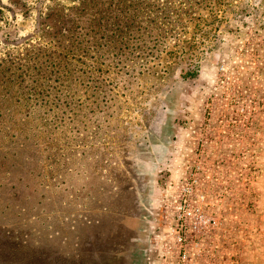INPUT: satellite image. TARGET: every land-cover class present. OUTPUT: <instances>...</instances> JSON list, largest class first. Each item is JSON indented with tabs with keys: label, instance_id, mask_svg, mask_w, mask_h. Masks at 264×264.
Wrapping results in <instances>:
<instances>
[{
	"label": "rangeland",
	"instance_id": "374dc122",
	"mask_svg": "<svg viewBox=\"0 0 264 264\" xmlns=\"http://www.w3.org/2000/svg\"><path fill=\"white\" fill-rule=\"evenodd\" d=\"M182 186L264 264V0H0V264H183Z\"/></svg>",
	"mask_w": 264,
	"mask_h": 264
},
{
	"label": "built area",
	"instance_id": "2783aa9c",
	"mask_svg": "<svg viewBox=\"0 0 264 264\" xmlns=\"http://www.w3.org/2000/svg\"><path fill=\"white\" fill-rule=\"evenodd\" d=\"M196 182V180H195ZM183 191H187L186 193L183 194V196H181L182 200H179L180 196L175 194L173 195L175 198L177 197L178 199H175V203L176 204L174 207L175 210V215H174V221H175V225L173 227H171V231L170 233L174 244H176V246H178V244L180 245V249H179V254H183L182 255V262L183 264H186L187 261H189L188 258V251H187V247L190 245V241H188V236L185 235V230L188 227V221H187V216L191 215L192 212H195L194 218L196 219V227H201L207 224L206 221V216L204 215V213L202 212L201 208L198 205H192L191 202L189 200H191V198H189V196H192L194 191L193 189L189 190L186 189L184 186H182ZM188 193V194H187ZM198 197H203V195H197ZM182 211V213H181Z\"/></svg>",
	"mask_w": 264,
	"mask_h": 264
},
{
	"label": "flooded vegetation",
	"instance_id": "af4514ba",
	"mask_svg": "<svg viewBox=\"0 0 264 264\" xmlns=\"http://www.w3.org/2000/svg\"><path fill=\"white\" fill-rule=\"evenodd\" d=\"M134 241V240H133ZM137 242H138V240H136ZM136 241H134V243L136 242ZM135 243V244H133V245H131V246H135V245H139L138 243ZM144 245V244H143ZM144 247V246H143ZM142 247V245H141V248H143ZM134 248L132 249V247H131V249L129 250V251H131V252H134ZM127 255H129V254H127ZM125 257V258H124ZM129 260H126V254H124V253H119V252H114L112 255H111V264H140V260H139V258L135 255H132V257H130L129 256Z\"/></svg>",
	"mask_w": 264,
	"mask_h": 264
}]
</instances>
